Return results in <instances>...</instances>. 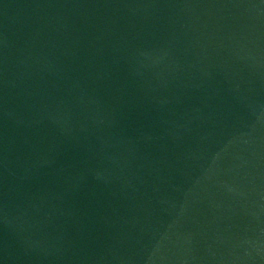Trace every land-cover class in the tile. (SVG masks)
Listing matches in <instances>:
<instances>
[{
    "label": "water",
    "instance_id": "water-1",
    "mask_svg": "<svg viewBox=\"0 0 264 264\" xmlns=\"http://www.w3.org/2000/svg\"><path fill=\"white\" fill-rule=\"evenodd\" d=\"M0 264H264V0H0Z\"/></svg>",
    "mask_w": 264,
    "mask_h": 264
}]
</instances>
